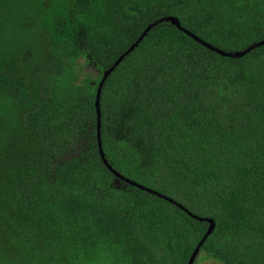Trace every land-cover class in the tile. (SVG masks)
Masks as SVG:
<instances>
[{
  "label": "trees",
  "instance_id": "1",
  "mask_svg": "<svg viewBox=\"0 0 264 264\" xmlns=\"http://www.w3.org/2000/svg\"><path fill=\"white\" fill-rule=\"evenodd\" d=\"M264 0H0V264H264ZM93 64L95 71L88 69ZM85 137L89 142L60 161ZM194 264V263H193Z\"/></svg>",
  "mask_w": 264,
  "mask_h": 264
},
{
  "label": "water",
  "instance_id": "2",
  "mask_svg": "<svg viewBox=\"0 0 264 264\" xmlns=\"http://www.w3.org/2000/svg\"><path fill=\"white\" fill-rule=\"evenodd\" d=\"M164 21H168L170 23H172L174 26H176L179 30H182L185 34H187L188 36L192 37L195 41L199 42L200 44H202L203 46L207 47L208 49L220 54L221 56H226V57H231V58H237V57H242L243 55H245L246 53H248L249 51H251L252 49L259 47L261 45L264 44V39H261L259 41H256L250 45H248L247 47H245L242 50L239 51H234V52H227L221 49H218L214 46H212L211 44L203 41L202 39H200L199 37H197L196 35H194L193 33L187 31L186 29L182 28L180 25V22L177 18L173 17V16H164L161 17L155 21H153L152 23L148 24L146 26V28L142 31V33L139 35V37L130 45V47L123 53L121 54L116 61L103 72V75L101 77V80L98 84L97 87V92H96V98H95V111H96V135H97V145H98V152L99 155L103 161V163L105 164V166L107 167V169L114 175L115 178L117 179H121L123 181H125L126 183L136 186L139 189L145 190L149 193L155 194L159 197H162L163 199L169 201L170 203L175 204L176 206H178L180 209L184 210L187 212V210L182 207L180 204L176 203L173 199L167 197L166 195H162L160 193H158L155 190H152L150 188H146L124 176H122L121 174H119L116 170H114L111 165L105 160L104 158V154H103V150H102V145H101V140H100V91H101V87L103 85L104 80L106 79V77L111 73V71L115 68V66L121 61V59L127 54L129 53L134 47H136L138 45V43L143 39V37L147 34V32L154 27L155 25H157L158 23L164 22ZM189 215H191L192 217H194L195 219L199 220V221H204L208 224L206 232L204 233L203 237L201 238V240L199 241V243L197 244V246L195 247V249L193 250V252L191 253L187 264H193L194 260L197 256V254L199 253L200 250V246L203 244V242L205 241L206 237L213 231L214 227H215V222L212 218H202V217H198L195 216L193 214H191L190 212Z\"/></svg>",
  "mask_w": 264,
  "mask_h": 264
},
{
  "label": "rangeland",
  "instance_id": "3",
  "mask_svg": "<svg viewBox=\"0 0 264 264\" xmlns=\"http://www.w3.org/2000/svg\"><path fill=\"white\" fill-rule=\"evenodd\" d=\"M88 69H90L93 72L95 71V68H94L92 63H90V65H88ZM88 144H89V142H87L86 138L81 137L80 139L77 140L72 151L67 152L64 156L61 157L60 160H57V163H59L60 161L65 162L66 160H68V158L70 156L78 154L79 152H81L82 149H86ZM112 182L117 186L121 185L120 180L117 178H113ZM194 264H216V263H214V261L212 259L207 257L206 253L204 251H199V253L197 254V256L194 260Z\"/></svg>",
  "mask_w": 264,
  "mask_h": 264
}]
</instances>
